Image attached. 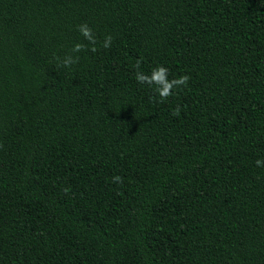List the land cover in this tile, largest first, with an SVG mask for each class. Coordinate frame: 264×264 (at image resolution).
I'll return each instance as SVG.
<instances>
[{"label":"trees","instance_id":"1","mask_svg":"<svg viewBox=\"0 0 264 264\" xmlns=\"http://www.w3.org/2000/svg\"><path fill=\"white\" fill-rule=\"evenodd\" d=\"M257 160L264 0H0V264H264Z\"/></svg>","mask_w":264,"mask_h":264},{"label":"clouds","instance_id":"2","mask_svg":"<svg viewBox=\"0 0 264 264\" xmlns=\"http://www.w3.org/2000/svg\"><path fill=\"white\" fill-rule=\"evenodd\" d=\"M78 31L81 35L88 41L89 44L92 45L91 51L95 52L97 40L94 35L93 29L89 27L87 23L78 25ZM113 41V37L108 35L105 37L102 47L108 49L111 47ZM86 45L84 43H77L71 49L72 53H80L86 49ZM57 61L59 62L60 66L71 68L73 64L79 62V56H73L71 54L66 55L62 60L61 58L57 57ZM141 65V61L137 60L135 64V68L139 69ZM135 79L140 84H146L149 87H154L155 94L159 97L160 102L166 101L170 96L173 95V90L178 89L181 86H187L190 80V76L188 75H181L177 78L169 79V69L163 65H159L152 69L150 74H145L139 70H137ZM180 107L178 106L173 111V115L178 116L180 114ZM256 164L258 166L264 165V161L257 160ZM114 183H122L123 178L120 176H114L113 178ZM67 191V190H66Z\"/></svg>","mask_w":264,"mask_h":264}]
</instances>
